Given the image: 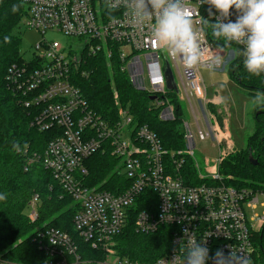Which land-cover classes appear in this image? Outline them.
I'll return each instance as SVG.
<instances>
[{"label":"built area","instance_id":"built-area-1","mask_svg":"<svg viewBox=\"0 0 264 264\" xmlns=\"http://www.w3.org/2000/svg\"><path fill=\"white\" fill-rule=\"evenodd\" d=\"M19 1L26 7L22 25L42 38L33 45L30 60L9 69L6 81L31 113L30 126L52 132L41 154L24 156V169L39 162L71 197L74 213L72 231L48 227L38 233L40 249L45 253L38 261L0 256V264H181L191 236L198 241L205 238L203 246L209 253L206 264H216L217 252L225 258L232 254L231 264H260L252 239L264 223V202H259L264 189L223 183L219 165L225 151L213 165L206 160L205 174L194 161L197 179L202 180L199 183L185 172L195 137H214L217 144L225 142L226 149H231L226 129L222 131L215 124L209 131L196 123L194 132L186 122L184 148L168 151L147 125L132 121L126 108H118L117 118L103 117L91 109L74 81L75 71L88 73L81 66L90 57L103 54L109 66L115 58L136 88L155 96L154 106L161 108V120L174 118L175 107L167 94L189 104L194 98L202 101L204 112L206 96L200 69L224 70L237 56V48H243L242 44L212 35L210 22L222 19L219 13L203 0H184L202 49L201 62L187 68L158 45L151 37L150 26L139 27L132 22L129 0ZM236 16L230 9L229 20L234 21ZM47 32L58 33L66 40L49 39ZM167 66L176 90L166 87ZM97 152L118 159L115 171L125 181L113 183L114 190L88 182L89 157ZM37 204V196L28 203L31 220L37 216ZM138 205L143 208L138 209ZM130 223L141 234H152L163 227L169 235L168 249L144 259L123 253L119 237Z\"/></svg>","mask_w":264,"mask_h":264},{"label":"trees","instance_id":"trees-1","mask_svg":"<svg viewBox=\"0 0 264 264\" xmlns=\"http://www.w3.org/2000/svg\"><path fill=\"white\" fill-rule=\"evenodd\" d=\"M25 11L26 7L19 0H0V194L5 197L0 201V254L2 258L7 255L5 259L8 260L36 262L45 254L40 249L38 233L48 227L72 231L74 203L39 162L24 169V156L41 154L52 136L51 130L39 131L30 126L31 113L21 105L6 81L9 69L24 62L20 27ZM230 62L229 76L234 82L241 87L264 92V73L260 76L249 74L243 67L238 48L237 56ZM81 69H87L88 73L81 75L75 71L74 81L91 109L103 117L111 115L117 118L118 108H126L134 123L145 124L156 133L164 149L175 151L184 148L182 107L178 97L167 94L175 107L174 118L161 120L158 116L161 108L154 106L149 93L132 84L115 58L109 66L105 55L97 54L90 57ZM207 108L214 107L208 103ZM256 114L255 132L248 138L247 148L228 153L220 162L219 174L226 185L264 189V105L258 107ZM117 160L106 152L91 155L89 184L114 190L113 183L125 181L115 171ZM255 160L256 165L253 164ZM185 172L195 182L202 181L197 179L198 170L193 159L186 158ZM34 196L38 198L37 216L31 220L27 211ZM137 208L141 209L143 205ZM163 229L141 234L130 223L119 237L121 250L139 259L160 255L169 247V235ZM252 240L255 258L264 264V223Z\"/></svg>","mask_w":264,"mask_h":264},{"label":"clouds","instance_id":"clouds-1","mask_svg":"<svg viewBox=\"0 0 264 264\" xmlns=\"http://www.w3.org/2000/svg\"><path fill=\"white\" fill-rule=\"evenodd\" d=\"M203 3L211 5L222 17L212 22V35L242 44L239 53L244 69L254 76L264 73V0H203ZM230 9L237 13L234 21L229 20ZM129 15L137 26H150L151 37L158 45L187 68L201 62L200 37L184 0H129ZM257 99L264 100V93ZM4 199L0 194V201ZM204 240L192 236L187 240L181 264H206L209 253L203 246ZM231 255L225 258L217 252L216 264H231Z\"/></svg>","mask_w":264,"mask_h":264},{"label":"rangeland","instance_id":"rangeland-1","mask_svg":"<svg viewBox=\"0 0 264 264\" xmlns=\"http://www.w3.org/2000/svg\"><path fill=\"white\" fill-rule=\"evenodd\" d=\"M20 31L21 54L23 60L27 61L31 58L33 45L42 38V35L32 29H27L23 25H21ZM45 36L49 39L57 38L62 42L66 40L62 35L53 32H47ZM230 64L231 62L226 64L224 70L200 69L201 78L204 82L201 86L205 89L206 100L219 99L216 107L213 109L206 108L207 111L203 112L201 101H197L194 98L189 104L188 101L180 99L183 127H185L184 124L187 122L195 132L196 123H198L201 128L211 131L212 126L214 127L217 123L222 131L227 127L230 133V139L233 144L231 149H226L225 142L220 145L217 144L214 137L205 140L194 138V148L192 149L193 154L191 157L197 162L203 174L206 173V160L209 162L208 165H213L221 151H225L226 156L233 151H242L247 148L248 138L255 132V114L258 111V107L264 105V100L257 99L264 92L241 87L229 76ZM174 73L176 75L175 71ZM259 202H264V196H259ZM257 211L260 212V208ZM249 214H252V211H249ZM1 254L0 256H2ZM3 257L8 258L7 255Z\"/></svg>","mask_w":264,"mask_h":264},{"label":"water","instance_id":"water-1","mask_svg":"<svg viewBox=\"0 0 264 264\" xmlns=\"http://www.w3.org/2000/svg\"><path fill=\"white\" fill-rule=\"evenodd\" d=\"M165 76H166V87L168 90H176V85L174 83V80H173V76H172V73H171V70L170 68L167 66L166 68V71H165ZM155 98V96L151 97V99L153 100ZM258 114V113H257ZM256 114V115H257ZM251 159V158H250ZM253 164H257V161H253Z\"/></svg>","mask_w":264,"mask_h":264},{"label":"crops","instance_id":"crops-1","mask_svg":"<svg viewBox=\"0 0 264 264\" xmlns=\"http://www.w3.org/2000/svg\"><path fill=\"white\" fill-rule=\"evenodd\" d=\"M202 79V78H201ZM203 82V81H202ZM204 83V82H203ZM199 101V100H198ZM202 102V101H201ZM208 103H210V104H212V106L213 107H216L217 105H218V103H219V99H217V98H214L213 100H211V101H208V100H206V106H207V104ZM205 106V107H206ZM207 108V107H206ZM205 111H207V109L205 110ZM217 124V123H216ZM218 125V124H217ZM219 126V125H218ZM213 127V126H212ZM225 129V128H224ZM210 131V130H209ZM226 133H227V135L228 136H230V133H229V131H228V129H227V127H226ZM231 143H232V141H231ZM233 145V144H232Z\"/></svg>","mask_w":264,"mask_h":264}]
</instances>
